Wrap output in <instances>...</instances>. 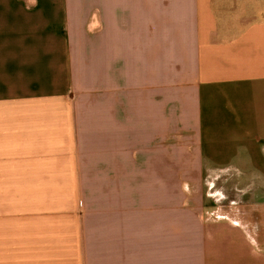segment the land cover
I'll use <instances>...</instances> for the list:
<instances>
[{
    "label": "crops",
    "instance_id": "obj_1",
    "mask_svg": "<svg viewBox=\"0 0 264 264\" xmlns=\"http://www.w3.org/2000/svg\"><path fill=\"white\" fill-rule=\"evenodd\" d=\"M57 1L0 0V264H264V0Z\"/></svg>",
    "mask_w": 264,
    "mask_h": 264
},
{
    "label": "rangeland",
    "instance_id": "obj_2",
    "mask_svg": "<svg viewBox=\"0 0 264 264\" xmlns=\"http://www.w3.org/2000/svg\"><path fill=\"white\" fill-rule=\"evenodd\" d=\"M47 4H52L54 1L55 3H57L58 1L57 0H47ZM228 176V174H225ZM231 176H233L234 178L231 179H227L226 176H225V180L227 181H236V179L238 178V176H240V174L238 173H233ZM229 177V176H228ZM240 178V177H239ZM238 178V180H239ZM264 190H260V189H250V193L248 195V199L251 201L252 199H254L255 196H258L260 197V200L258 205L256 206H253L251 207V205H249L247 208H255L257 212V215L258 214H261L259 216V218H251V220L249 221H244V226L247 228V231L249 232V234L251 235V237H254L256 234H259L261 233L262 234V239L264 240V204H261V201H262V198H263V192ZM261 239L262 242H264L263 240Z\"/></svg>",
    "mask_w": 264,
    "mask_h": 264
}]
</instances>
